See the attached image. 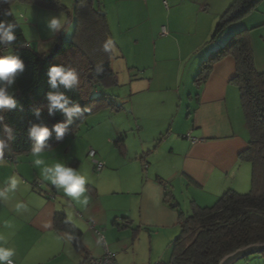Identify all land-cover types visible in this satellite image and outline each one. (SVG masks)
I'll list each match as a JSON object with an SVG mask.
<instances>
[{
  "label": "crops",
  "instance_id": "crops-1",
  "mask_svg": "<svg viewBox=\"0 0 264 264\" xmlns=\"http://www.w3.org/2000/svg\"><path fill=\"white\" fill-rule=\"evenodd\" d=\"M234 1L198 0L197 14H205L208 24L196 22L189 30H181L178 17L169 18L155 37L150 36V42L148 39L156 49L154 61L142 65L137 62V66H132L139 71L136 78L130 71L126 51L123 52L126 45L122 42L123 33L115 38L107 15L112 39L123 53L113 59L112 68L119 79L114 67L119 60L124 63V81L119 79V85L129 87L130 94L125 98L133 101L132 113L127 114L125 109L103 110L95 115L102 117L97 125L107 117L112 119L113 125H105L95 132L90 128L73 137L64 145L66 152L62 142L43 150L41 158L45 159V164L61 161L69 167L77 160V170L82 174H85L82 165L91 166L86 159L90 150L95 152L96 161L104 163L99 175L85 174L88 177L87 205L65 197L54 185L43 180L40 170L45 165H35L31 153L0 162V193L4 194L0 195V245L13 249L11 259L15 264H84L89 258L102 257L105 248L115 254L117 264L167 263L180 219L179 213L165 202L167 192L174 195L182 211L188 214L192 203L210 207L227 191L239 192L250 187L252 166L239 160V155L248 148L250 137L240 93L232 82L237 72L235 59L229 56L218 62L201 87L194 83L204 59L224 47L233 32L248 30L250 33L264 27L263 7L229 26L226 35L212 40L219 18ZM170 42L177 55L172 58L174 76L167 79L162 77L165 74L153 72L158 71L160 64L168 62L162 55L157 59L158 45L163 51L165 43ZM132 43L140 45L141 42L136 39ZM54 47L41 49L40 54L49 55ZM164 86L172 87L169 89L173 93L171 105L183 129L169 132L171 143L167 154L158 153L161 141L146 139L144 144L149 142L154 148L150 146L146 151L143 145L141 163L137 161V165H133L131 162L136 160L128 158L129 132L136 120L141 124L138 131L145 132L147 128L142 120L143 113L135 110L134 100L137 98L144 110H151L154 102L149 96L153 88L160 91ZM107 93L115 100L123 98L115 88ZM169 98L164 96L160 106H166ZM120 114L127 115V119ZM158 129L162 135L163 129ZM122 137L123 154L116 146V141ZM12 177L18 183L9 191ZM61 212L67 216L71 214L73 220L70 222L82 233L81 250L74 247L66 234L55 229L56 213ZM5 238L7 245H4Z\"/></svg>",
  "mask_w": 264,
  "mask_h": 264
},
{
  "label": "trees",
  "instance_id": "trees-1",
  "mask_svg": "<svg viewBox=\"0 0 264 264\" xmlns=\"http://www.w3.org/2000/svg\"><path fill=\"white\" fill-rule=\"evenodd\" d=\"M16 2L53 12L68 11L62 0H0V20L12 22L15 35L9 41L0 31V47H7L0 57L11 53L24 63V71L12 84L0 85L16 101L14 109L0 110V140L8 146L0 162L31 153L35 141L28 133L33 126L49 128L51 135L43 149L48 150L75 135L89 117L107 109L116 112L123 109L107 93L119 86V79L112 68L116 55L105 10L97 8L94 0H76L74 35L66 41L58 37L50 58L37 52L26 39L12 11ZM262 5L264 0H235L218 21L212 40L232 24L258 12ZM229 56L236 61L237 72L232 82L240 93L250 137L248 148L239 155V160L252 166L251 190L247 194L229 190L210 207L192 203L188 214L182 211L174 195L167 192L165 202L179 213L181 231L170 246L169 262L161 264H220L223 258L244 247L264 244V72L255 67L249 31L235 33L224 47L209 54L201 63L194 83L198 88L205 84L214 66ZM52 66L74 72L77 79L70 88L59 80L52 86L48 75ZM50 95H63L69 102L66 107L77 105L81 112L69 123L62 110L51 108ZM56 124L66 125L59 140L53 130ZM6 127L10 132L4 131ZM123 144L124 137L116 141L122 154ZM78 166L77 160L69 165L74 170ZM54 226L71 238L76 249H82V233L67 220L65 213H56Z\"/></svg>",
  "mask_w": 264,
  "mask_h": 264
},
{
  "label": "rangeland",
  "instance_id": "rangeland-1",
  "mask_svg": "<svg viewBox=\"0 0 264 264\" xmlns=\"http://www.w3.org/2000/svg\"><path fill=\"white\" fill-rule=\"evenodd\" d=\"M97 8H102L105 10L106 14L109 17L111 28L113 29V33L115 38H118L119 33H123L124 38H122V42L126 43L123 48V52H125V56L127 57L128 62L130 63V71L132 72L134 78L139 75L138 69H133L132 66H137L135 63L148 64L154 61V57L156 54V49L154 43H148V39L150 42V36L155 37L158 30L161 29L163 23H166L170 18L171 20L174 17H178L181 20L180 26L181 30H189L196 22L200 23V25L208 24L206 22L205 14H197L196 9H198L196 3L198 0H94ZM63 5L67 8V12H53L49 10H44L36 5L16 2L12 4L13 14L24 30V33L28 40L32 43L33 48L40 53V51L51 48V46H55L57 38H61L63 41L71 40L76 25V18L74 13L76 0H62ZM264 5L260 7L262 10ZM170 8L171 16H168ZM63 16L66 20L65 30H62L55 35L50 34V31L47 27L48 22L54 18ZM168 16V17H167ZM263 17V16H262ZM221 18V17H220ZM219 18V20H220ZM218 20V21H219ZM218 24V23H217ZM179 25V24H178ZM179 28V26H178ZM67 30V31H66ZM200 30V28H199ZM226 30L219 36L222 37L226 35ZM160 34V32H159ZM233 34L230 36L229 40H231ZM152 37V38H153ZM138 39L141 43L140 45H133V41ZM249 39L251 43V48L253 51L254 63L255 67L259 72L264 70V27H259L255 30L250 31ZM114 43V51L115 55L118 58L120 56V49L116 47L115 40L112 39ZM42 49V50H41ZM164 50L161 51L160 44L157 47V59H159L160 55L165 56L168 59L167 63L164 65L160 64L158 71L153 73L165 74L162 77H166L167 79H171L174 76V66L172 58L177 55V50L174 48V45L170 43H165ZM11 53H8L10 55ZM123 53H121V56ZM117 61V60H116ZM261 64L262 67H261ZM140 65V66H141ZM123 67V69H121ZM115 71L119 74V79L121 82L124 81V63L122 60H119V64H115ZM264 72V71H263ZM125 73V72H124ZM199 71L197 72V74ZM197 74L195 75L197 77ZM161 76V75H159ZM172 89L170 86H164L160 91H157L156 88H153L151 95L149 98L154 102L153 108L150 110H144L143 105L140 102H137L138 99L135 98V110L136 112H142L144 115V123L147 128L145 132L138 131L139 120H136L131 127L129 132V157L130 159L136 160V162H131L133 165H137V161L141 163V156L143 154L141 150L143 145L145 150L147 151L150 147L153 149L154 147L151 143L144 144L146 139L149 140H157L160 142L159 154H167L170 150L171 137L169 138V132L172 130H176L177 132L181 131L182 122H178L179 118L177 113L175 112L174 107H172V99L173 93L169 91ZM115 91L122 96L123 98L117 99L118 104L123 105V109L126 110L127 114L131 115L132 113V103L133 101L126 100L125 96H129V87L119 85L115 88ZM169 96L168 103L166 106H160V101L164 96ZM135 97V96H132ZM144 110V111H143ZM102 113V112H101ZM185 114V113H184ZM97 115V114H95ZM93 115V116H95ZM123 117L127 115L120 114ZM91 116V117H93ZM89 117L84 124H82L78 130V132L66 138L63 143V151L66 152V145L70 139L73 137H77L82 132H87V129H92L91 132L97 131L99 128L103 126L113 125L112 119L107 117L102 123L97 125V123L101 120V116H95V118ZM145 117L146 120H145ZM104 119V118H103ZM163 129L164 137H161L159 133V129ZM172 128V129H170ZM156 145V143H155ZM86 159L89 160L90 168L82 165V170L85 174L91 173L93 175H99L100 172H97L95 169L94 161L95 158L89 156L87 154ZM141 165V164H140ZM142 168V166H141ZM128 172V171H127ZM146 173V171H145ZM169 172H166V176H169ZM178 183V182H177ZM243 190V191H242ZM251 190V183L248 189H240L241 194H247ZM180 226H178V234H180ZM176 236V238H177ZM160 242L162 238L160 237ZM164 241V240H163ZM236 264H264V255L258 254L251 256L247 259L239 261Z\"/></svg>",
  "mask_w": 264,
  "mask_h": 264
},
{
  "label": "clouds",
  "instance_id": "clouds-1",
  "mask_svg": "<svg viewBox=\"0 0 264 264\" xmlns=\"http://www.w3.org/2000/svg\"><path fill=\"white\" fill-rule=\"evenodd\" d=\"M7 14L8 13H6V15ZM65 23L66 20L62 15L52 18L47 25L50 34L55 35L56 33L65 30ZM6 24L8 25L7 28H5ZM0 31L3 32V35L7 40L12 41L15 39L12 22L0 20ZM23 71L24 63L19 57L13 55L0 57V85L5 83L12 84L15 81L17 75ZM48 75L51 78L50 83L53 87L56 86L57 81L59 80L60 84L70 88L77 79L74 72L65 71V69L61 66H52ZM48 100L50 101L52 109L62 110L63 116L69 123L75 114L81 112V108L77 105L66 107L69 102L63 95H50ZM15 107L16 101L13 98V95L8 92L5 87L0 86V110H11ZM37 116H39V113H37ZM65 127L66 125L64 124L54 125L53 130L56 133L58 140L63 138L65 134ZM4 131L10 132V129L6 127ZM28 135L32 140L35 141L31 151V154L34 157L35 165H45L40 170V176L43 178V180H46L54 185L55 188L60 190L65 197L76 201L82 206L87 205L89 203V197L86 195V184L88 183V177L85 174H82L80 170H74L70 167H65L64 163L61 161H54L51 164H45V159L41 158L42 154L44 153L43 149L45 147V143L51 135L49 128L33 126L30 128ZM7 147L8 146L4 140H0V159H2L4 150ZM17 183L18 181L15 177L10 178V186L8 190H14ZM0 195L4 194L0 193ZM19 206L20 205H17V207ZM67 220H73L71 214L67 216ZM7 243L8 241L5 238L4 245H7ZM13 255V249L0 245V264H5V262L6 264H14L13 260L11 259Z\"/></svg>",
  "mask_w": 264,
  "mask_h": 264
},
{
  "label": "built area",
  "instance_id": "built-area-1",
  "mask_svg": "<svg viewBox=\"0 0 264 264\" xmlns=\"http://www.w3.org/2000/svg\"><path fill=\"white\" fill-rule=\"evenodd\" d=\"M163 33L166 34L165 30L163 29ZM7 50V47L5 45L0 47V53ZM95 152L93 150H90L89 156L92 158H95ZM11 160H14L12 158ZM95 169L97 172H101L105 165L102 162L94 161ZM125 226L128 225V222L123 223ZM15 264V263H14ZM84 264H117L116 256L115 254L111 253L107 248H105V253L102 257L99 258H89Z\"/></svg>",
  "mask_w": 264,
  "mask_h": 264
},
{
  "label": "water",
  "instance_id": "water-1",
  "mask_svg": "<svg viewBox=\"0 0 264 264\" xmlns=\"http://www.w3.org/2000/svg\"><path fill=\"white\" fill-rule=\"evenodd\" d=\"M53 54L54 52L49 54L48 57L51 58ZM258 254L264 255V244H254V245L244 247L226 256L225 258H223L220 264H236L239 261H242L244 259H247L251 256L258 255Z\"/></svg>",
  "mask_w": 264,
  "mask_h": 264
}]
</instances>
